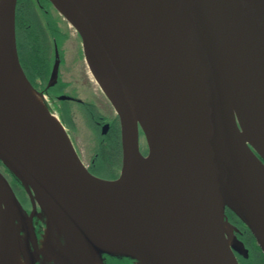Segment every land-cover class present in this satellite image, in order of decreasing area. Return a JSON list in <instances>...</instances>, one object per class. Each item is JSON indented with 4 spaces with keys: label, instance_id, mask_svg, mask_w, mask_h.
Instances as JSON below:
<instances>
[{
    "label": "water",
    "instance_id": "95a60500",
    "mask_svg": "<svg viewBox=\"0 0 264 264\" xmlns=\"http://www.w3.org/2000/svg\"><path fill=\"white\" fill-rule=\"evenodd\" d=\"M58 2L84 47L89 44L102 64L122 69L147 89L141 132L148 151L144 155L140 150L138 128L125 116L119 77L113 80L108 98L120 119L122 162L126 143L136 174L126 202L108 184L119 176L98 177L85 166L97 180L92 182L70 165L48 171L34 151L0 133V160L30 181L25 183L13 172L30 196L29 217L37 204L45 213L27 185L40 184L67 203L66 192L51 182L66 176L80 197L116 206L122 236L134 253L90 252L84 264H94L95 256L103 264L102 253L141 258L147 264H240L231 246L233 236L225 229L230 228L226 208L250 230L264 255V152L253 141L242 139L241 126L250 109L220 31L264 87V0H145L146 26L142 45L134 53L124 51L112 37L123 0ZM16 3H10L11 41L6 21L1 37L10 63L26 77L16 46ZM9 98L8 89L0 87V117L39 135L16 113ZM0 184L9 198L19 202L1 170Z\"/></svg>",
    "mask_w": 264,
    "mask_h": 264
},
{
    "label": "bare ground",
    "instance_id": "6f19581e",
    "mask_svg": "<svg viewBox=\"0 0 264 264\" xmlns=\"http://www.w3.org/2000/svg\"><path fill=\"white\" fill-rule=\"evenodd\" d=\"M53 2L72 24L70 16L58 0ZM10 3L11 0H0V87L8 89L12 108L24 121L34 126L39 135L26 132L2 117L0 133L8 141L22 143L34 151L48 171L70 165L83 173L87 179L96 182L79 159L59 118L46 108L43 97L31 86L24 74L10 63L1 37L6 21L11 41ZM144 7L145 0H123L114 23L112 37L127 53H134L142 45L147 20ZM220 31L228 62L250 109L249 117L241 126L242 139L244 142L253 141L261 146L264 152V87L222 28ZM83 49L89 73L105 95H110L113 80L120 78V98L125 116L133 127L138 128L140 134L145 126L147 89L122 69L102 64L89 44L83 46ZM125 145V158L119 177L108 182L110 189L124 202L128 197L131 198L129 195L135 187L136 177L130 167L129 148L126 143ZM12 170L22 181L30 183L20 170ZM51 182L59 191L66 192L67 203L46 191L42 185L32 184L30 190L33 198L41 205L46 215L42 243L35 250L51 257L57 264H84L90 252L98 254L108 251L134 255L122 236L116 206H105L80 197L70 186L66 176L55 177ZM99 191L110 194L104 188ZM20 227L24 230L22 236L18 235ZM225 229L226 232L231 231L228 226ZM58 234L64 237V244L57 251L50 247ZM32 242L34 234L29 217L24 216L19 202L15 198H9L0 184V264H32V253L25 258L22 256V251L28 249L29 243ZM139 259V264H147ZM94 260V264H100L96 256Z\"/></svg>",
    "mask_w": 264,
    "mask_h": 264
},
{
    "label": "flooded vegetation",
    "instance_id": "af4514ba",
    "mask_svg": "<svg viewBox=\"0 0 264 264\" xmlns=\"http://www.w3.org/2000/svg\"><path fill=\"white\" fill-rule=\"evenodd\" d=\"M39 6L47 13L41 15L36 11L38 16L35 21L41 32L37 42L41 58L39 61L37 57L31 55L32 45L26 40L22 43L19 39L15 11V37L20 65L33 88L44 94L49 109L57 115L62 124L66 125L71 138L74 134L81 133V130L86 131L91 152L86 166L94 175L108 179L109 177L101 174L106 167L102 158L103 154L110 152L114 162L123 155L119 116L108 96L101 93L102 90L90 75L89 70L79 68L75 65L76 61H71V65L67 66L63 45L66 38L59 28V19L46 3ZM75 53L74 59L78 57L77 51ZM55 66L57 69L53 78ZM3 174L5 175L4 172ZM36 228L38 229L37 224ZM102 263L131 264L127 259L110 255H103Z\"/></svg>",
    "mask_w": 264,
    "mask_h": 264
},
{
    "label": "trees",
    "instance_id": "16d2710c",
    "mask_svg": "<svg viewBox=\"0 0 264 264\" xmlns=\"http://www.w3.org/2000/svg\"><path fill=\"white\" fill-rule=\"evenodd\" d=\"M46 3L49 9L52 8V3L50 0H17L16 5V24L19 30V39L24 42L26 40L33 48L32 56L37 57L39 61L40 54L37 48V42L39 41V36L41 34L39 25L36 20V11L41 13V15H46L47 13L43 11L44 8L40 7L39 4ZM58 15V14H57ZM59 16V15H58ZM18 34V33H17ZM122 157V156H121ZM103 162L106 167L101 171V174L109 177L108 179H115L119 176L122 167V158H119L117 162H114L113 155L106 152L102 156ZM0 169L5 173L6 177L10 181L16 197L18 198L20 204L25 211L29 210V206L26 203L29 199L28 193L23 186L21 180L0 160ZM119 170V171H118ZM28 202V201H27ZM41 212V209L37 207ZM225 219L228 222L230 228L233 231V238L231 246L234 252L237 254V258L240 264H252L250 258V244L255 247L258 253V260L255 264H264V255L261 252L259 246L257 245L252 233L245 226V224L239 219V217L229 208L225 210ZM39 228V226H38ZM37 236L40 235L39 229L36 230ZM122 259H130L126 257H121ZM128 261V260H127Z\"/></svg>",
    "mask_w": 264,
    "mask_h": 264
},
{
    "label": "rangeland",
    "instance_id": "374dc122",
    "mask_svg": "<svg viewBox=\"0 0 264 264\" xmlns=\"http://www.w3.org/2000/svg\"><path fill=\"white\" fill-rule=\"evenodd\" d=\"M52 8L53 9H51V12L55 14V16H56L57 19H59V28H60V30L62 31L63 35L66 38V39L64 38L65 40L63 42V45H64L65 52H66V64H67V66L68 65H71V61H76V64L75 65H77L79 68H84L85 71L86 70L88 71V67H87V64H86V61H85V54H84V50H83L82 41H81V38H80L77 30L64 17V15L61 14L53 6V4H52ZM37 16L38 15H36V17ZM76 51H77L78 57L76 59H74V56L76 54L75 53ZM31 52H32V50H31ZM66 64H64V65L66 66ZM73 72H74V70H73ZM67 74L68 73H66V75ZM101 93L104 96H106L104 94V92L101 91ZM41 95H42V93H41ZM43 99H44L45 105L47 106L45 97ZM50 112H52L53 114H55L51 110H50ZM64 128H65V131L68 134V136H69V138H70V140H71V142H72V144L74 146V149H75V151H76L79 159L86 166L87 163L89 162V159H90V156H91V152H90V148H89L90 147V144L87 141L86 131H82L81 130V133L74 134V136H72V138H71L70 133H69V131L66 128V125L64 126ZM139 145H140V150L145 155L147 153V151H148V146H147L146 139H145V137H144V135H143L142 132L139 134ZM27 187H28V189H31L30 185H27ZM25 190H26V188H25ZM29 199H30V196H29ZM32 199L34 200V202H36V200L33 197H32ZM27 201H26V203H28V204L26 206H31L32 207L31 201L30 200H27ZM37 207H39L38 204H37ZM29 212L30 211L23 212L24 216L29 217ZM45 219H46L45 215L42 213V211L40 212L38 209H36V211L33 213L32 218L29 217L30 223L32 225V228H34L35 233H36V230H37L36 224L39 226L38 229L40 231V235L37 236V234H36V237L37 238L34 239V243H29V245H28L29 248L22 251V256L25 258V257H27V255L29 253H32V255H33L32 257H33V260H34V264H57V262L54 259H52L51 257H46L41 252L35 250L36 248L40 247L41 246V243H42L44 228L46 226ZM23 234H24V230H23L22 227H20V229L18 230V235L22 236ZM63 244H64V238H63V236L61 234L60 235L58 234L57 235V238L54 239V241H53V243H52V245H51L50 248L51 249H55V250L58 251ZM250 253H251L250 254L251 255L250 256L251 260L250 261H251L252 264H255L256 261L258 260V253H257V250L255 249V247L252 246L251 244H250ZM97 255H99V254H97ZM102 255H107V254L102 253ZM126 258H129V257H126ZM127 260H129L131 262V264H139L140 263V260L139 259H132V258H130V259H127Z\"/></svg>",
    "mask_w": 264,
    "mask_h": 264
}]
</instances>
